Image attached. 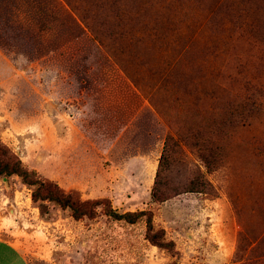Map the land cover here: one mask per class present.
<instances>
[{
    "label": "rangeland",
    "instance_id": "obj_1",
    "mask_svg": "<svg viewBox=\"0 0 264 264\" xmlns=\"http://www.w3.org/2000/svg\"><path fill=\"white\" fill-rule=\"evenodd\" d=\"M117 2L0 0V139L83 199L152 210L179 255L103 206L75 219L51 203L43 216L18 175L0 178V238L30 264H264V36L253 29L264 0ZM96 20L137 38L118 43L123 64ZM199 127L223 146L221 165L208 169L186 135L173 179L198 167L214 192L154 200L167 137Z\"/></svg>",
    "mask_w": 264,
    "mask_h": 264
},
{
    "label": "trees",
    "instance_id": "obj_2",
    "mask_svg": "<svg viewBox=\"0 0 264 264\" xmlns=\"http://www.w3.org/2000/svg\"><path fill=\"white\" fill-rule=\"evenodd\" d=\"M117 1L121 3L123 0H115V2ZM120 3L117 2L116 5L118 6ZM251 9V7L241 9V15L243 17L249 16ZM87 24L94 36L115 58L118 57L120 64H123L122 58L125 47L118 43H120L123 37L125 40H127V36L134 40H137V38L130 35L131 33L126 35L113 29L102 31L101 29L103 28L99 26L104 24L100 20L91 23L87 22ZM254 25L256 24H253V29L256 33L264 36V29H260L259 26ZM169 76V73H166L165 78L167 79ZM186 135L190 137L191 145L194 146L208 169L213 170V167L221 165L223 146L213 138L211 130L199 127L196 130H191V136L189 133L180 134L179 132L178 136L170 134L165 142L151 192L154 200L158 202H163L183 192H203L208 194L214 192L212 183L198 167L191 171L192 174L187 176L186 181L183 183L173 179V168L175 167L173 157H175L174 154L179 152L182 140L189 138ZM12 175L20 176L32 188V200L38 206L43 216L49 213L51 203L60 206L62 209L69 210L75 219L95 217L97 208L103 206L106 214L115 219L125 220L128 223H136L141 219L144 220L147 225L146 238L159 249L166 250L171 256L179 255L176 242L166 237L164 228L156 227L152 210L121 213L113 208L108 199H83L77 191H66L57 182L46 180L35 169H29L21 158L12 152L0 139V178ZM243 239L244 235L242 233L239 239L240 243Z\"/></svg>",
    "mask_w": 264,
    "mask_h": 264
},
{
    "label": "crops",
    "instance_id": "obj_3",
    "mask_svg": "<svg viewBox=\"0 0 264 264\" xmlns=\"http://www.w3.org/2000/svg\"><path fill=\"white\" fill-rule=\"evenodd\" d=\"M0 264H30L20 247L0 238Z\"/></svg>",
    "mask_w": 264,
    "mask_h": 264
}]
</instances>
